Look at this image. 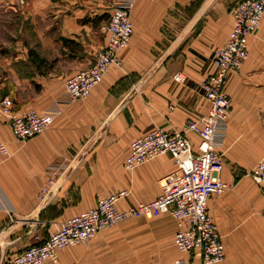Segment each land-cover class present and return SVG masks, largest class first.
I'll return each instance as SVG.
<instances>
[{
    "label": "crops",
    "instance_id": "obj_1",
    "mask_svg": "<svg viewBox=\"0 0 264 264\" xmlns=\"http://www.w3.org/2000/svg\"><path fill=\"white\" fill-rule=\"evenodd\" d=\"M238 1L135 0L132 37L119 54L122 68L111 66L87 98L68 103L65 79L90 67L103 45L106 2L0 0V99L7 97L15 114H43L54 103L59 108L42 135L23 142L0 116V138L9 151L0 163V262L46 239L100 198L128 191L117 204L122 210L159 195V179L176 167L173 158L160 155L128 172L129 144L153 128L180 131L207 113L198 84L214 70V50L228 37L230 8ZM98 18L104 19L95 23ZM248 41L249 57L223 87L231 107L216 150L224 161L220 179L229 188L207 201L224 245L218 264H264V184L251 177L264 159V18ZM51 50L55 55L46 64L43 53ZM30 51L44 63L33 64ZM176 73L183 82H174ZM187 138L196 151L198 137ZM51 175L58 179L42 206L38 195ZM176 230L170 214L132 217L62 249L56 264H172L177 258L201 264L176 250Z\"/></svg>",
    "mask_w": 264,
    "mask_h": 264
},
{
    "label": "built area",
    "instance_id": "obj_2",
    "mask_svg": "<svg viewBox=\"0 0 264 264\" xmlns=\"http://www.w3.org/2000/svg\"><path fill=\"white\" fill-rule=\"evenodd\" d=\"M135 0H112L109 18L100 26L103 45L94 55L90 67L77 71L64 81V95L68 103L85 99L99 84L111 66L122 68L120 52L132 37L130 12ZM232 27L224 44L214 50L213 71L198 88L208 103L207 113L186 121L180 131L153 128L129 144L123 167L132 172L139 165L160 155H170L175 169L159 179V195L150 202H136L127 209H118L120 200L127 198L126 190L97 200L84 212L71 216L59 228L40 242L29 245L0 264H56L58 252L64 248L85 244L99 232L132 217L155 218L170 214L176 222L173 236L176 250L200 259L201 264H218L224 260L221 237L207 212L210 196L219 197L229 186L220 179L224 167L221 145L222 130L231 107L223 87L231 71H238L249 57L247 42L264 18V0H240L230 8ZM175 83L184 81L181 73L172 76ZM11 101L0 99V116L8 121L13 137L26 141L39 136L54 122L59 112L58 103L51 110L39 114L27 110L15 114ZM198 139L197 150L192 151L187 134ZM9 157L6 144L0 138V163ZM253 181L264 184V159H259L251 172ZM55 176V175H54ZM48 179L38 195L39 204L46 206L58 179ZM60 177V175H59ZM172 264H188L182 258Z\"/></svg>",
    "mask_w": 264,
    "mask_h": 264
},
{
    "label": "rangeland",
    "instance_id": "obj_3",
    "mask_svg": "<svg viewBox=\"0 0 264 264\" xmlns=\"http://www.w3.org/2000/svg\"><path fill=\"white\" fill-rule=\"evenodd\" d=\"M82 1H87V2H89L90 4H92L93 2H94V0H82ZM103 1H105L106 2V5H105V7L104 8H102L101 10H104V13H103V15H106V16H108V12H109V10H110V4H111V2H112V0H103ZM107 18V17H106ZM105 18V19H106ZM101 36L102 35H100V33L99 32H96L95 34H94V38H95V40H97V41H100L101 40ZM38 48V47H37ZM36 50H38V49H36ZM55 50H51V51H47V52H44L43 53V55H45V56H47L48 57V61H46V64H49L51 61H52V58H53V56L55 55ZM97 52V51H96ZM39 55H41V53H38ZM63 67V66H62Z\"/></svg>",
    "mask_w": 264,
    "mask_h": 264
},
{
    "label": "trees",
    "instance_id": "obj_4",
    "mask_svg": "<svg viewBox=\"0 0 264 264\" xmlns=\"http://www.w3.org/2000/svg\"><path fill=\"white\" fill-rule=\"evenodd\" d=\"M104 18L96 19L95 23L99 22L101 19H104ZM30 56H31L33 64H37V67H39V64H43L44 63L43 59H40L38 57V55L36 53L32 52V51H30Z\"/></svg>",
    "mask_w": 264,
    "mask_h": 264
}]
</instances>
